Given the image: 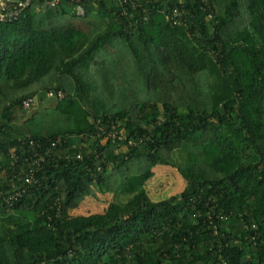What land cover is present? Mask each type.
<instances>
[{"label": "trees", "instance_id": "1", "mask_svg": "<svg viewBox=\"0 0 264 264\" xmlns=\"http://www.w3.org/2000/svg\"><path fill=\"white\" fill-rule=\"evenodd\" d=\"M81 9L0 23V264H264V0ZM90 188L115 199L73 216Z\"/></svg>", "mask_w": 264, "mask_h": 264}, {"label": "rangeland", "instance_id": "2", "mask_svg": "<svg viewBox=\"0 0 264 264\" xmlns=\"http://www.w3.org/2000/svg\"><path fill=\"white\" fill-rule=\"evenodd\" d=\"M46 102H53L52 99H46ZM45 102L35 98V103L29 108L30 110L41 111ZM46 103V104H47ZM45 104V106H47ZM50 104V103H49ZM25 111V112H26ZM27 112V114L29 113ZM28 115L24 116V118ZM154 176L146 184L149 196L153 200H161L165 197L177 195L182 191L184 183L174 169L167 167H156L153 169ZM81 207L73 213V216H82L94 213H103L108 204L115 199L111 194H99L93 188L88 191Z\"/></svg>", "mask_w": 264, "mask_h": 264}, {"label": "built area", "instance_id": "3", "mask_svg": "<svg viewBox=\"0 0 264 264\" xmlns=\"http://www.w3.org/2000/svg\"><path fill=\"white\" fill-rule=\"evenodd\" d=\"M44 4H47L51 7L57 6L61 2H70L74 4V9L76 11L77 15H82V9H81V2L82 0H41ZM129 0H123L124 3L128 2ZM133 1V0H132ZM32 0H0V23H11L14 21H17L21 18L25 17V11H27L28 8H30ZM182 14L181 12H177V10H174L172 15L174 17L173 24L179 25L180 22L177 19V17ZM184 15V14H183ZM48 97L52 96V93L47 94ZM56 99L59 101L64 98V94L60 91H58L55 95ZM35 103V97H28L25 98L22 101V109L23 110H29V108ZM30 148L33 149L34 144L31 142L29 144ZM36 156V155H35ZM33 165L37 166L36 160L33 161ZM32 178V175H29V179L26 180V182H29ZM19 193H15L14 195L10 194L3 197V202L8 206L11 207L13 204V201L19 196Z\"/></svg>", "mask_w": 264, "mask_h": 264}]
</instances>
